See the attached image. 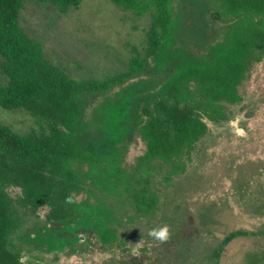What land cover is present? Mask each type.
<instances>
[{
    "label": "trees",
    "instance_id": "trees-1",
    "mask_svg": "<svg viewBox=\"0 0 264 264\" xmlns=\"http://www.w3.org/2000/svg\"><path fill=\"white\" fill-rule=\"evenodd\" d=\"M28 1L49 2L65 13L82 0H0V73L7 80L0 82V107L29 113L38 126L18 133L0 123V264H38L23 261L10 238L30 211L45 205L51 228L43 239L53 248L61 240L70 241V227L82 225L100 249L121 247L119 264H140L127 249V236L117 233L122 210L153 218L161 189L152 180L151 163L170 165L176 173L209 131L208 120L222 118L218 105L241 101V83L250 68L264 60V0H213L209 19L224 25V32L204 51H195L182 35L181 0H110L133 17L148 18L143 53L133 48L122 72L79 81L50 62L20 25V12ZM135 78H142L145 91L127 109L129 123L120 137H128L138 126L146 149L131 171L106 187L118 205L90 207L77 200L85 189L78 168L105 161L112 172L118 148L91 134L86 110L100 96ZM163 180L168 182L169 172ZM13 187L20 190L15 200L8 192ZM126 211V219L132 221L134 216Z\"/></svg>",
    "mask_w": 264,
    "mask_h": 264
},
{
    "label": "rangeland",
    "instance_id": "rangeland-1",
    "mask_svg": "<svg viewBox=\"0 0 264 264\" xmlns=\"http://www.w3.org/2000/svg\"><path fill=\"white\" fill-rule=\"evenodd\" d=\"M181 3V32L195 51H204L221 39L224 25L209 19L213 0ZM19 18L44 56L76 81L101 80L126 70L133 48L143 53L148 27L147 17H133L110 0H82L65 13L49 2L28 1ZM141 79L113 88L86 110L85 122L91 134L118 148L114 172L105 161L78 168L85 189L77 200L90 207L105 203L114 209L118 205L106 187L113 186L119 174L131 171L146 149L138 126L128 137H120V131L129 123L127 109L145 91ZM6 81L0 73V82ZM239 93L241 101L218 105L222 118L218 122L208 120L209 131L196 143L189 159L182 160L176 173L170 165L159 167L162 163L156 160L151 163L152 180L161 189V203L153 218L136 216L131 209L122 208L124 219L117 233L127 236V249L140 264H264V60L250 68ZM0 123L18 133L38 128L29 113L1 107ZM167 172L169 180L165 182ZM103 180L109 183L103 185ZM8 192L13 200L20 194L14 187ZM48 211L46 205L30 211L11 235L12 247L23 261L119 264L121 247L100 249L82 225H74L68 232L75 245L61 240L58 247L50 246L43 239L51 228L46 220ZM125 211L135 219L127 220ZM160 225L169 229L165 247H160L161 242L154 244L148 235L150 229ZM232 233L236 235L224 242ZM143 234L148 236L146 240Z\"/></svg>",
    "mask_w": 264,
    "mask_h": 264
},
{
    "label": "clouds",
    "instance_id": "clouds-1",
    "mask_svg": "<svg viewBox=\"0 0 264 264\" xmlns=\"http://www.w3.org/2000/svg\"><path fill=\"white\" fill-rule=\"evenodd\" d=\"M237 134L239 135L242 133L238 131ZM67 202H69V203L71 202L70 197L68 198ZM148 235L151 236L156 241L163 243L164 241H166L169 238L168 226L167 225H160V226L154 227V228L149 230Z\"/></svg>",
    "mask_w": 264,
    "mask_h": 264
}]
</instances>
